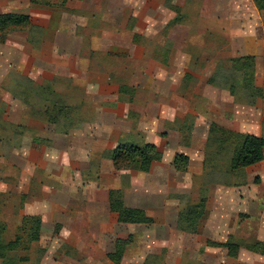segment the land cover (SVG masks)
<instances>
[{"label": "rangeland", "instance_id": "1", "mask_svg": "<svg viewBox=\"0 0 264 264\" xmlns=\"http://www.w3.org/2000/svg\"><path fill=\"white\" fill-rule=\"evenodd\" d=\"M17 1L19 8H22L23 0H13V7L17 6L14 4ZM236 2L244 6L238 14L235 8ZM169 3L179 9L180 19L176 23H172L171 18L176 16L177 11H169L156 0H71L64 9L37 6L33 13L44 14V18L47 15V26L43 28L42 33L38 32L39 35H35L36 41L33 45L26 42L25 46L35 56L41 51L50 54L51 51L57 53L68 46L71 49L81 42L85 52L91 46H96L99 49L109 50L108 54L112 56L91 51L90 55L98 64L96 70L98 72L105 70L109 73L110 68L121 75L130 72V69H127L130 62L126 61V55L133 50L130 39L134 32V38L145 43L148 53L152 56L154 51H160L157 44H172L169 40L174 42L175 46L169 50L170 56L174 57L173 68L167 69L174 77L169 79L167 75L165 79L162 75V85L159 88L155 86L151 88L153 94L138 91V97L140 99L154 97L152 100L156 101L158 95L162 99L165 96V100L169 99V83L175 81V103L179 107L175 130L180 131L175 135V144L180 151L191 150L192 154L189 157L187 170L175 169V173L165 174L162 178L166 183L170 180L169 182L175 184V188L171 190L161 188L153 192L157 195L159 203L164 202L156 213L158 215L166 213L164 217L167 220L164 223L130 225L114 230L115 233L118 231L124 233L125 238L121 239L130 238L124 249L122 261L119 263L237 264L238 261L227 258L224 248H211L206 245V240L223 242L227 236H231L234 241L242 245L256 240L264 242V159L255 167L230 171V158L238 142L231 137L223 142L218 131L213 135L208 132L205 141L192 143L194 136L191 131L194 119L197 114H201L205 117L204 122L207 123L208 130L212 122L219 125V121L226 117L239 119L244 129L257 130L264 136V47L257 45V42L264 38V13L257 12L250 0H169ZM5 6L2 7L3 13L8 5ZM13 11L29 12L30 10L27 8L13 9ZM71 15H80L78 19L81 21L78 22ZM72 22H77L76 27H72L73 24H70ZM133 26L134 29L136 27L143 29L140 35L133 30ZM25 35L26 32L8 35L7 38L13 40H8L7 47H13V52L3 47L1 50L3 54L0 55L2 56L0 57L2 60H0V154L3 155L13 147V138L17 135L15 131L19 129L18 126L21 128L24 126L13 124V107H7L5 101L13 100V95L25 103L32 104L31 117L34 119V124L40 127L46 117L41 112L44 104H50L55 100L59 104L74 107L71 108L73 115L68 113L69 118L66 120L60 116V121L64 124L69 121L72 123L74 117L79 120L80 115L84 118L90 114L89 110L78 108V101L75 100L78 91L70 86L69 81L52 79L40 82L39 79L16 74L19 69L26 71L28 66V64L24 66L20 58L14 54L15 45ZM245 56L250 59L232 61ZM133 63L130 66L134 68L136 74L143 67L145 68V63L142 66L141 61ZM123 66L126 71L123 70ZM35 67L39 72L37 68L45 67V64L41 66L37 63ZM156 68L155 65H146V69L158 80L155 72L159 73V69ZM156 79L149 78L145 81L152 84L157 81ZM43 84L54 88V95H41L36 87ZM166 89L168 90L165 91ZM253 101L254 103L251 104ZM50 114L55 115L53 112ZM198 131L197 136L194 137L195 141L203 138V130ZM241 133L248 132L241 131ZM113 138L117 142L115 146L125 143L120 135H113ZM130 142L135 143L132 139ZM109 151L105 150V153ZM172 155L168 154L165 159L167 164ZM101 156L111 161L107 154ZM98 163L97 156L91 158L90 166L80 175H76L80 180L78 183L92 180L99 182L101 179L102 182L107 181V184H111L109 168H98ZM155 168V172L160 169L159 166ZM113 169L117 171L121 184L120 188L114 189H119L123 198V189L129 188V174L126 171L135 169L117 170L114 166ZM49 177L47 183L57 185L53 177L51 175ZM156 178L159 184L161 176L157 175ZM68 183L64 185L65 189L69 188ZM135 195L129 190L128 200L131 201ZM200 198H205V211L202 216L204 217L206 213L205 219L202 221V217L200 218L195 232L180 230L177 226L179 209L188 203L199 201ZM21 201L13 199L11 193L0 195V222L5 226L2 231L0 230V235L5 241L15 240L17 235L20 238L18 245L9 251L13 263L5 262L0 258V264L90 263L89 255L78 253L77 248L57 237L58 223L49 234L45 232L42 239L40 227L39 240L28 244L21 228L22 216L17 214ZM67 225L71 227L73 223ZM82 241L88 243L87 240L82 239ZM25 246L28 248H24ZM241 249L243 261H251L247 249L244 247ZM59 254H63L61 259ZM21 256L28 259L17 261ZM259 258L264 262V255L261 254ZM98 259L107 260L104 256ZM257 261L260 263L261 260Z\"/></svg>", "mask_w": 264, "mask_h": 264}, {"label": "crops", "instance_id": "2", "mask_svg": "<svg viewBox=\"0 0 264 264\" xmlns=\"http://www.w3.org/2000/svg\"><path fill=\"white\" fill-rule=\"evenodd\" d=\"M156 1L167 8L163 5V0ZM250 1L254 9L259 12L253 1ZM21 2L23 5L22 8H19V1L14 3L17 6L13 7V0L2 2L0 0V13H3L2 7L8 5L6 9L10 11L6 10L4 12L28 13L33 23L43 28L47 26V15L44 18V14L33 13L37 6L32 5L29 0ZM237 3L235 8L238 14L244 6ZM27 8L30 10L29 12L13 11V9L26 10ZM222 8L224 9V7ZM167 9L172 11L169 8ZM33 17L38 19L34 20ZM71 17H75L78 22L81 21L78 19V17H81L80 15H71ZM76 23L72 22L70 24H73L72 27L74 28L77 25ZM128 28L130 29L129 26ZM141 29L140 27L134 29L133 26V30H136L138 35H140ZM65 35L69 34L65 33ZM22 37L18 41L19 43L17 42L15 45L14 54L17 58H20L19 60L24 66L27 64L28 66L26 71L19 69L20 71L17 70L16 74L28 76L31 79H39L40 82L52 79L69 81L70 86L72 85L74 90L78 91L75 98L78 101V108L80 110L87 109L90 114L84 118L80 115L79 120L74 117L72 123H69V121L65 124L60 121L58 115L54 122L44 119L45 121L40 127L34 124V119L31 117V104L25 103L15 95H13V100L6 99L7 107H13V124L24 126L23 128L18 126L20 130L15 131L17 135L13 138V147L7 150L6 155L0 154V195L11 193L13 199H19L20 201L23 199L21 204L18 205L17 214L20 217L23 215H38L41 218V239L45 232L49 234L53 231L54 225L58 223L57 237L77 248L78 253L89 255V264L113 263L108 259L107 254L114 251L117 238H125L123 232L118 231L115 233L114 230L130 225H140L119 223L117 214L108 207L109 190L121 187L118 174H116L117 171L113 169L111 161L105 160L101 156V154H105V150L113 149L117 143L113 135H120L123 142H130L132 139L137 144L153 143L162 153L161 160L153 162L148 172L126 171L129 174V188L123 189L124 204L128 207L140 208L147 215L153 217L156 221L149 225H160L167 220L164 217L166 213L164 215L156 214L164 202L159 203L157 195L153 192L161 188L166 190L175 188V184L169 182L170 180L167 181L168 183L162 180L165 174L172 175L171 173H175V168L171 164L173 155L184 153L189 158L192 154L191 150L180 151L177 149L178 145L175 144V135L180 132L179 129L175 130V119L178 117L179 112V107L175 103V81L171 80L172 82L169 83L170 97L166 99L169 101L164 99L166 96L162 99L161 96L157 95L159 98L156 101L152 100L154 97L141 99L138 97V91L151 94L152 86L159 88L163 81L162 75L165 79L167 75H169V79L174 77L167 70L173 68L174 57L170 56L169 50L175 46L174 42L169 40L172 44H157L160 51H154L152 56L148 53L145 43L133 38L130 39L133 50L126 55V61L130 62L128 63L129 68L127 67L130 72L120 75L116 70L110 68L109 70L112 73L105 70H99V72L96 70L98 64L90 55L91 51L109 55V50L91 46L85 52L81 42L80 45L71 49H69V46L68 48L64 46L65 49L57 53L51 51L48 54L41 51L39 55L35 56L25 46L26 42L29 44L27 35ZM8 40H13V38L10 39L9 37L4 43H0V55L3 54L1 53L3 47L13 52V47H7ZM257 45L258 47H264V38L262 41H258ZM76 47L78 48L75 50ZM11 55L13 56V53ZM137 61H141L142 66L145 63V68L143 67L136 74L134 68L130 65ZM37 63H40L41 66L43 63L45 64V67L37 68L40 70L39 72L35 70ZM146 65H155L156 69H159V73L154 71L158 75V80L153 77V74H150L151 71L146 69ZM123 70L126 71L125 66H123ZM149 78L150 80L154 78L157 81L152 84L147 83L145 80ZM204 119L205 117L201 114H197L194 119L192 135L196 137L198 130H203L204 133L203 138L201 137L199 140L195 141L193 137L192 143L207 139L208 125L204 122ZM219 125L235 132L244 131L260 135L257 130L244 129L239 119L234 120L224 117L219 121ZM255 128L257 129V127ZM192 143H190V146ZM168 154L173 155L169 157L167 164L165 159H167ZM96 156L99 158L98 168H109L110 182L112 183L107 184V181L102 182L101 179L99 182L98 180H92L78 183L80 180L76 175H80L84 169H87L90 166L91 158H96ZM259 163L249 167H255ZM158 166L160 169L155 172V167ZM50 175L57 185L47 183ZM66 175L68 176L66 177ZM157 175L161 176L159 184H157ZM66 183L70 184L67 185L68 189H65L64 185ZM129 190L136 194L131 201L127 198ZM205 217L206 213L202 217V221ZM70 223H73L71 227L67 225ZM82 239L87 240L88 243L85 244ZM247 252L249 260H251L249 262L247 260L243 261L244 259L241 258L243 253L241 248L237 259L226 256L244 264H264L263 259L259 258L261 254L249 250ZM62 256L63 254H59V259ZM100 256H104L107 260L98 259ZM259 259L263 263L261 261L259 263L257 261Z\"/></svg>", "mask_w": 264, "mask_h": 264}, {"label": "trees", "instance_id": "3", "mask_svg": "<svg viewBox=\"0 0 264 264\" xmlns=\"http://www.w3.org/2000/svg\"><path fill=\"white\" fill-rule=\"evenodd\" d=\"M71 0H29L32 5L49 7L53 9H64L66 4ZM81 1V0H76ZM256 8L264 13V0H252ZM172 3V2H171ZM169 3V0H163V5L172 11H177L176 16L172 18V23H176L180 16L178 15V7ZM43 27L33 23L31 16L28 13H16V12H5L0 13V43H4L8 35L15 32H26L27 41L29 44H34L36 41L35 35L42 33ZM135 33V32H134ZM132 38H134V34ZM250 59V57H239L233 59V62H240ZM242 67V65L240 64ZM54 82V80H53ZM52 81L50 85L52 87ZM46 85H40L38 88L39 93L44 96L54 95V88ZM231 92V91H230ZM57 95V94H55ZM30 103V102H29ZM254 101L251 103L253 104ZM31 104V103H30ZM32 105V104H31ZM69 105L59 104L57 100L50 104L45 103L43 110L45 120L54 122L59 115L66 120L69 118L68 113L72 114ZM50 112L55 115L51 116ZM59 113V114H58ZM73 115V114H72ZM71 115V116H72ZM72 120V119H70ZM221 133L223 142L228 137H231L238 145L234 146L233 154L230 158V171H239L246 167L253 166L264 158V136L255 135L252 133H241L235 132L224 128L223 126L217 125L212 122L209 127V134L215 132ZM220 137V136H219ZM218 138V136L216 137ZM112 161V165L115 169H135L142 172H148L151 165L155 161H159L162 158V153L158 150L157 146L153 143L136 144L131 142L119 143L109 152L105 153ZM189 158L184 153H176L171 161V164L176 170L185 171L188 169ZM108 207L111 211L117 214V221L119 223H130V224H152L156 220L147 215L145 211L136 207H128L124 204L121 192L119 189H110L108 193ZM205 211V198H200L199 201L194 203H188L184 207H181L178 211L177 226L182 231L195 232L197 223L203 216ZM23 225L21 226L22 231L25 233L27 243L39 240L41 218L38 215H23L21 217ZM4 224L0 222V230L4 229ZM130 238L115 240V249L113 252L108 253L107 257L113 263L118 264L123 256L124 249L129 243ZM20 240L17 235L15 240L5 241L0 235V258L3 261L13 263V257L9 255V251L18 245ZM206 245L211 247H222L226 249V255L230 258L237 259L238 253L241 247L246 248L249 251L260 253L264 255V242L256 240L254 242H246L243 245L238 241H234L231 236L223 242H216L212 240H206ZM24 248H28L25 246ZM25 256H21L17 261L27 260ZM237 264H243L239 261Z\"/></svg>", "mask_w": 264, "mask_h": 264}]
</instances>
